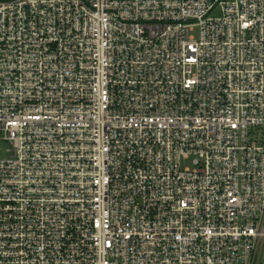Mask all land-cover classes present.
<instances>
[{
	"label": "built area",
	"instance_id": "obj_1",
	"mask_svg": "<svg viewBox=\"0 0 264 264\" xmlns=\"http://www.w3.org/2000/svg\"><path fill=\"white\" fill-rule=\"evenodd\" d=\"M0 264H264V0H0Z\"/></svg>",
	"mask_w": 264,
	"mask_h": 264
},
{
	"label": "rangeland",
	"instance_id": "obj_2",
	"mask_svg": "<svg viewBox=\"0 0 264 264\" xmlns=\"http://www.w3.org/2000/svg\"><path fill=\"white\" fill-rule=\"evenodd\" d=\"M192 159L193 158H189V160L183 161L182 166L183 167H189V168L193 169Z\"/></svg>",
	"mask_w": 264,
	"mask_h": 264
}]
</instances>
